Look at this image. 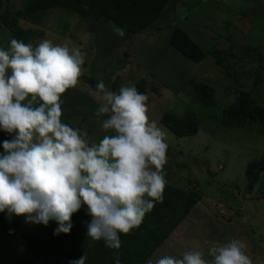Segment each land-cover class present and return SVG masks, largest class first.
Returning <instances> with one entry per match:
<instances>
[{"label": "rangeland", "instance_id": "rangeland-1", "mask_svg": "<svg viewBox=\"0 0 264 264\" xmlns=\"http://www.w3.org/2000/svg\"><path fill=\"white\" fill-rule=\"evenodd\" d=\"M27 1L0 0V48L7 49L14 38L5 20L8 7L13 6L15 17ZM86 20L56 8L21 19L19 26L44 33L26 44L36 46L47 39L80 49L87 64L82 65L77 86L61 97L62 123L87 133L90 144L111 133L98 122L95 111L100 101L84 75L94 77L97 84L103 81L108 89L117 82L116 92L135 86L148 97L149 118L166 134V184L192 189L201 198L151 259L190 250L211 259L210 247L239 239L252 264H264V171L253 192L247 193L246 176L249 164L264 160V126L222 125L224 111L241 94L264 107V0H170L154 26L136 35ZM175 29L197 41L206 53L202 62L191 63L171 47ZM216 50L220 54L214 55ZM196 83L215 90L214 106L200 103ZM167 111L195 116L197 135H174L161 123ZM11 138L0 131V154L3 141ZM39 225L15 215L9 221L6 212L0 213V264H37L27 248V235L32 236Z\"/></svg>", "mask_w": 264, "mask_h": 264}, {"label": "clouds", "instance_id": "clouds-1", "mask_svg": "<svg viewBox=\"0 0 264 264\" xmlns=\"http://www.w3.org/2000/svg\"><path fill=\"white\" fill-rule=\"evenodd\" d=\"M84 57L77 47L44 39L38 45L11 39L0 48V131L11 135L0 154V213L25 217L55 235L69 234L72 216L87 206V241L119 250L120 235L138 228L166 186L165 132L148 115V97L135 86L110 91L103 81L95 115L106 133L89 143L79 128L62 123L61 97L77 86ZM106 117L100 120L101 117ZM12 234V230H10ZM246 245L232 239L147 264H252ZM87 255L69 264H86ZM114 264H121L119 255Z\"/></svg>", "mask_w": 264, "mask_h": 264}, {"label": "trees", "instance_id": "trees-1", "mask_svg": "<svg viewBox=\"0 0 264 264\" xmlns=\"http://www.w3.org/2000/svg\"><path fill=\"white\" fill-rule=\"evenodd\" d=\"M169 2L170 0H28L15 13V17L11 16L13 6H9L5 20L14 38L25 43L27 40L42 37L44 33L22 29L19 26L21 19L26 21L35 14L56 8L74 12L94 25L106 22L125 33L136 35L152 28ZM169 43L191 63H200L206 57L197 41L182 29L173 31ZM213 54L218 55L220 52L216 50ZM84 79L96 89L97 82L94 77L84 75ZM116 83L111 84L110 91L116 92ZM193 87L200 103L214 106V89L200 83ZM224 115L226 117L222 125L225 127H252L255 124L264 126V107L253 105L251 98L244 94L224 111ZM194 117L167 111L162 115L161 123L177 137H193L199 132V124ZM263 171L264 160L249 164L246 171L247 193L254 189ZM200 199V195L192 189L185 191L166 184L162 202L155 203L138 228L128 235H120L119 250L106 247L103 240L86 243V223L91 220L86 205L73 214V228L69 234L55 235L54 230L58 227L55 221H50L47 226L40 224L32 236L27 235V248L37 264H69L70 260L79 259L85 253L86 264H114L116 255H119L121 264H147L190 215Z\"/></svg>", "mask_w": 264, "mask_h": 264}]
</instances>
